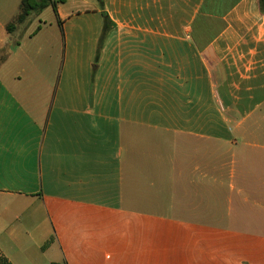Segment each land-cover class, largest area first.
I'll return each mask as SVG.
<instances>
[{"label": "crops", "instance_id": "0c3cea01", "mask_svg": "<svg viewBox=\"0 0 264 264\" xmlns=\"http://www.w3.org/2000/svg\"><path fill=\"white\" fill-rule=\"evenodd\" d=\"M21 1L0 0L9 262L264 264L260 0L65 1L57 31L8 33Z\"/></svg>", "mask_w": 264, "mask_h": 264}, {"label": "trees", "instance_id": "16d2710c", "mask_svg": "<svg viewBox=\"0 0 264 264\" xmlns=\"http://www.w3.org/2000/svg\"><path fill=\"white\" fill-rule=\"evenodd\" d=\"M102 3V0H98ZM65 3V0H22L19 6L18 14L7 24L8 33H13L18 29V26L24 24L28 18L35 14L38 15L48 8H52L55 15L58 16V6ZM261 9L264 10V0H260ZM105 29H108L106 24ZM7 58L6 55L0 59V64ZM0 264H12L0 251Z\"/></svg>", "mask_w": 264, "mask_h": 264}, {"label": "rangeland", "instance_id": "374dc122", "mask_svg": "<svg viewBox=\"0 0 264 264\" xmlns=\"http://www.w3.org/2000/svg\"><path fill=\"white\" fill-rule=\"evenodd\" d=\"M65 1H66V4L63 5L61 9V12L63 14H68V13H71L73 10H75V8L77 7V5L75 4V1L77 0H65ZM82 7L83 5H80V8ZM40 14H41V24L47 23L46 29L48 31L53 30V29H56V31L58 30L57 21H56L57 16L55 15L52 8H48ZM51 24H53V26H50ZM244 264H248V263L245 262Z\"/></svg>", "mask_w": 264, "mask_h": 264}]
</instances>
